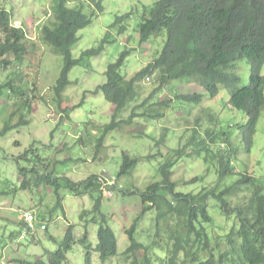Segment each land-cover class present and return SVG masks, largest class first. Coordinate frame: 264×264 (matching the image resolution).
Wrapping results in <instances>:
<instances>
[{
	"label": "rangeland",
	"instance_id": "obj_1",
	"mask_svg": "<svg viewBox=\"0 0 264 264\" xmlns=\"http://www.w3.org/2000/svg\"><path fill=\"white\" fill-rule=\"evenodd\" d=\"M67 1L70 8L81 7L88 17L96 10L95 3L100 1L102 12H97L91 24L78 32L79 41L71 49L72 58L80 59V63L68 75L69 85L62 93L61 104L67 111L60 119L53 88L63 60L38 37V27L48 18L52 0H0V8L11 12L12 24L22 26L29 41L24 62L0 72V84L8 77L14 80L13 94L0 97V133L5 127L8 129L0 135V264L47 262L48 254L57 249L69 226L76 242L63 264H84L85 250L79 240L86 236L87 242L95 248L103 219V226L112 230L117 241V255L105 264H131L133 261L164 264L172 251L168 234L170 228L176 229L178 217L169 215L167 222L160 221L157 228L154 207L141 216L131 233L144 250L124 254L130 245L127 232L141 210L151 207L150 204L142 206L140 194L150 185L161 182L159 170L165 164L171 165L175 193L207 191L218 180V162L213 157L226 156L232 151L231 165L236 175L224 180L222 189L234 184L239 174L245 173L253 178L249 187L259 188L264 195V109L247 149L244 127L248 117L229 106L230 96L226 89L219 88L218 95L210 98L196 84L173 82L170 91H165L167 98L200 93L202 101L194 104L175 99L162 117L138 118L131 127L122 124L117 130L109 131L104 146L97 148L101 129L111 122L114 111L98 90L106 82L107 67L123 52L130 51L120 70L121 76L130 80L159 54L165 39L161 37L153 46L139 44L138 30L144 9L157 0ZM125 15L128 18L121 19ZM104 37L107 43L99 55L81 58L83 52L99 47ZM231 72L238 76L239 86L249 84L247 60L238 61ZM261 75L264 77V65ZM155 78V75L150 77L148 85L145 81L139 84L140 95L116 115L117 121L125 123L134 106H141L136 111L146 113L147 117L157 114L151 105L165 95L158 92L152 95L157 86ZM29 149L31 152L26 160L21 156ZM123 154L140 159L125 175L120 174ZM20 169L35 171L28 173L31 184L25 190L19 189ZM49 173L52 178L67 177L75 183L90 175H106L115 185L112 189L104 187L103 194L94 191L83 195H75L61 187L58 192L61 207L55 208L56 195L50 191L52 188L34 184L36 179L41 176L43 179ZM195 178L198 181L188 183ZM249 187L239 188L226 198L228 209L232 210L228 215L215 201L207 200L212 225L204 227L213 238L209 249L216 264H220L221 255L231 254L232 242L228 235L238 228L234 209L248 204L252 196ZM98 198L100 206L96 211L94 200ZM26 211L36 215V231L32 235L22 223ZM41 225L46 230L40 231ZM231 240H235V236ZM90 252L92 264H101L98 254L92 249ZM202 256L208 257V254ZM182 258L180 254L178 261Z\"/></svg>",
	"mask_w": 264,
	"mask_h": 264
},
{
	"label": "trees",
	"instance_id": "obj_2",
	"mask_svg": "<svg viewBox=\"0 0 264 264\" xmlns=\"http://www.w3.org/2000/svg\"><path fill=\"white\" fill-rule=\"evenodd\" d=\"M66 3V0H52L48 18L38 27L40 41L55 53L60 54L63 60L59 79L53 88L60 110V119L67 111V108H61V104L62 93L69 85L68 75L80 63V59L72 58L71 49L79 41L78 32L91 24L97 12H102L100 1L95 3L97 11L95 10L90 17L83 14L81 7L70 8L66 6ZM11 17L10 11H7L5 7L0 8V34L2 35L0 72H6L15 64H22L29 45L24 28L15 27ZM127 18L128 15H125L121 19ZM138 35L140 45L150 43L151 46L164 37L163 48L130 80L124 79L120 74L130 51L123 52L114 63L107 67L106 82L99 86L98 90L102 92L105 101L114 106V111L111 122L102 127L96 147L104 146L103 141L109 131L117 130L122 124L131 127L138 118L162 117L171 108L175 99L194 104L202 101L203 96L200 93L178 95L175 99L167 98L165 91H170L173 82H177L186 85L196 84L210 98L218 95L219 88L226 89L230 96L229 106L248 117V123L244 127V141L245 147L249 149L260 113L264 109V77L261 75L264 65V0H157L151 7L144 9ZM106 43L107 37H104L99 47L83 52L81 58L99 55ZM240 60H247L250 65L247 86H239L238 76L231 72ZM154 75L156 76L154 84L157 86L152 91V95L157 92L165 95L151 105L155 107L157 114L147 117L146 113L136 111L141 106H134L125 123L117 121L116 115L123 112L128 104L135 102L140 95L139 84ZM13 83L14 80L8 77L4 83L0 84V97L6 98L13 94ZM7 130L5 127L0 135ZM30 152V149L26 150L21 157L27 160ZM215 159L218 162L216 184L207 191L202 189L197 194L175 193L176 184L171 181V165L165 164L160 168L161 182L150 185L140 194L142 206L150 204L151 207L141 210L131 230L127 232L130 245L125 255L144 250V246L136 242L131 233L141 216L154 207L157 228L160 226V221L167 222L169 215L178 217L176 229L171 230L169 227L168 238L172 243V251L170 258L168 257L164 264H216L214 254L209 249L213 238L211 235L209 237L204 227L212 225L206 206L207 200L215 201L222 212L228 215L232 210L228 209L226 198L233 195L239 188L249 187L253 178L245 173L239 174V180L222 189L223 181L231 175H236L231 165L232 151H229L226 156L217 154L213 157V160ZM122 160L120 174L125 175L140 159H131L123 154ZM28 173H35V171L34 169L19 170L22 179L19 187L21 190L29 188L31 184L27 179ZM41 177L36 179L34 184L52 188L50 191L56 195L55 208L61 207L58 195L61 187L75 195L91 194L98 191L100 187L99 177L96 175H90L79 183L67 177L52 178L51 173L46 174L43 179ZM196 181H198L197 178L188 183ZM249 188L252 189V196L248 204L234 209L238 228L228 235V239L232 242L231 254L221 255L220 264H264V195L259 188ZM99 206L100 198L94 200V210L98 211ZM104 222L103 219L97 231L98 244L94 248L101 264L109 262L117 253L115 235L109 227L103 226ZM232 236H235L233 241ZM85 238L86 236L79 240L85 250L84 264H92L91 244H85ZM75 242L72 229L68 228L57 249L48 254L46 263L37 260L34 263L20 261L19 264H63L66 261V254ZM206 253L208 257H203L202 254ZM180 254L183 258L178 261ZM131 264H148V262L133 261Z\"/></svg>",
	"mask_w": 264,
	"mask_h": 264
},
{
	"label": "clouds",
	"instance_id": "obj_3",
	"mask_svg": "<svg viewBox=\"0 0 264 264\" xmlns=\"http://www.w3.org/2000/svg\"><path fill=\"white\" fill-rule=\"evenodd\" d=\"M67 1V0H66ZM66 6L67 7H69L68 6V1H67V3H66ZM145 82H146V85H148L147 83H149L150 82V77H148V78H146L145 80H144ZM203 92H204V90H203ZM113 107V110H114V106H112ZM63 118V117H62ZM99 178H98V182H99V184H100V187H99V189H98V192L99 193H102V189H104V187H108L109 189H112L113 188V185H115L114 184V180H112L111 178H109L108 176H106V175H102V176H98ZM87 179V178H86ZM85 179V180H86ZM22 179H20V181H21ZM71 180V179H70ZM82 182V181H81ZM21 183V182H20ZM100 189H101V192H100ZM112 193V192H111ZM103 194V193H102ZM27 214H30L31 216H32V222H31V226H30V222H28L27 220H26V215ZM35 221H36V215L32 212V211H26V212H24L23 213V216H22V223H23V225L27 228V230H28V232L30 233V235H32L33 233H35V231H36V229H35ZM68 228H71L70 226L68 227ZM67 228V229H68ZM40 231H44V230H46V227L44 226V225H41L40 226V229H39ZM88 237V236H87ZM21 238H24V236H21ZM50 239H52V238H50ZM82 239V238H81ZM80 239V240H81ZM52 240H54V239H52ZM88 240V239H87ZM87 240H85L84 241V243L85 244H90V243H88L87 242ZM81 244V243H80ZM98 244V243H97ZM82 245V244H81ZM91 249L93 250V252H94V248L91 246V248H90V251H91ZM91 253L92 252H90V255H91ZM116 255H117V253H116ZM20 262V261H19ZM19 262H17V264L19 263ZM43 262V261H42ZM46 263V262H45Z\"/></svg>",
	"mask_w": 264,
	"mask_h": 264
},
{
	"label": "built area",
	"instance_id": "obj_4",
	"mask_svg": "<svg viewBox=\"0 0 264 264\" xmlns=\"http://www.w3.org/2000/svg\"><path fill=\"white\" fill-rule=\"evenodd\" d=\"M26 220H27L28 222H30V226H31L32 216H31L30 214H27V215H26Z\"/></svg>",
	"mask_w": 264,
	"mask_h": 264
}]
</instances>
